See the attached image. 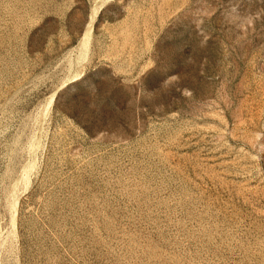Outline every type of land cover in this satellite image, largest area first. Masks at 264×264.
Wrapping results in <instances>:
<instances>
[{
	"label": "rangeland",
	"instance_id": "obj_1",
	"mask_svg": "<svg viewBox=\"0 0 264 264\" xmlns=\"http://www.w3.org/2000/svg\"><path fill=\"white\" fill-rule=\"evenodd\" d=\"M0 264H264V0H0Z\"/></svg>",
	"mask_w": 264,
	"mask_h": 264
},
{
	"label": "bare ground",
	"instance_id": "obj_2",
	"mask_svg": "<svg viewBox=\"0 0 264 264\" xmlns=\"http://www.w3.org/2000/svg\"><path fill=\"white\" fill-rule=\"evenodd\" d=\"M103 7V6H102ZM102 7H100L99 9H98V11L97 12H95L94 14H95V16H97V14L99 13V11H100V9L102 8ZM91 29V28H90ZM90 31V30H89ZM91 32V31H90ZM86 34V33H85ZM88 37V36H87ZM54 93H56V92H54ZM54 96H55V94H53V97H52V99H54Z\"/></svg>",
	"mask_w": 264,
	"mask_h": 264
}]
</instances>
